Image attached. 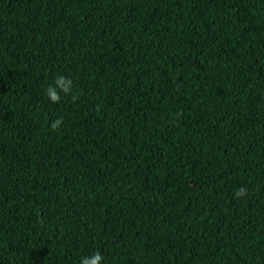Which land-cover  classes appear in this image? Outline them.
<instances>
[{"label": "trees", "instance_id": "obj_1", "mask_svg": "<svg viewBox=\"0 0 264 264\" xmlns=\"http://www.w3.org/2000/svg\"><path fill=\"white\" fill-rule=\"evenodd\" d=\"M97 251L264 264V0H0V264Z\"/></svg>", "mask_w": 264, "mask_h": 264}, {"label": "clouds", "instance_id": "obj_2", "mask_svg": "<svg viewBox=\"0 0 264 264\" xmlns=\"http://www.w3.org/2000/svg\"><path fill=\"white\" fill-rule=\"evenodd\" d=\"M73 88V81L70 78H67L63 75H57L53 78L51 84H49L45 90V95L48 97L51 103H59L61 100V93L68 95L71 93ZM73 102H76L77 97L72 96ZM63 123V118H58L53 121L50 125L52 130H56ZM247 195V189L240 187L234 194L235 198H242ZM103 257L97 251L91 256L83 257L80 261V264H102Z\"/></svg>", "mask_w": 264, "mask_h": 264}]
</instances>
